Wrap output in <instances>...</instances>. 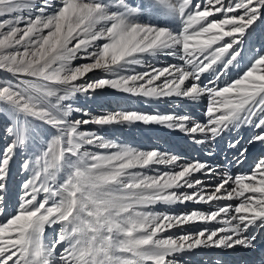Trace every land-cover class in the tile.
<instances>
[{"label": "snow or ice", "instance_id": "6c2138e0", "mask_svg": "<svg viewBox=\"0 0 264 264\" xmlns=\"http://www.w3.org/2000/svg\"><path fill=\"white\" fill-rule=\"evenodd\" d=\"M50 2L41 0L45 6ZM115 3L125 10L124 14H108L107 6L100 0H62L53 15L25 18L17 14L33 11L35 3L31 0H0V16H12L0 21V70L15 79L0 81V102L8 105L10 111L43 121L58 131L53 145L43 153L44 157L51 155L53 163L45 160L42 170H35L25 180L14 215H7L0 196V215L6 217L0 223V264H178L175 254L186 249L238 245L250 248L256 239L250 228L257 222L264 227V158L248 173L232 176L225 170L220 181L206 192L203 187L197 188L202 180L191 179L197 172L214 175L206 161L179 164L180 170L175 172L144 175L130 170L177 164L179 158L155 150L122 147L105 142L95 133L80 131L81 125L93 122H159L179 127L197 143H205L234 124L264 129V54L257 55L250 69L230 84L220 87L210 81V86L202 87L198 83L199 76L226 55L230 56L227 64L236 58L239 52L230 53V49L259 18L264 0H150L149 8L182 19L183 29L177 34L166 28L131 23L126 16L140 9L129 6L126 0ZM45 10L36 9L40 13ZM101 22L103 26L97 29ZM21 23L23 28L18 26ZM5 27L7 31H3ZM74 40L76 44L70 47ZM97 41L104 42L97 45ZM163 49L174 50L169 54L179 50L188 68L170 65L144 73L118 74V66L140 64L138 57L142 54ZM79 52L85 53L81 59L91 62L72 67ZM93 70H103L116 78L76 83ZM161 77L165 79L160 88L145 86ZM188 79L193 84L183 88ZM142 80L145 83H138ZM106 86L145 97L181 95L195 100L207 94V122L192 121L189 126V117L136 112H117L92 120L70 119L74 111L83 110L65 101L76 93ZM3 132L11 140L0 149V193L5 190L8 166L17 149L24 148L30 139L31 126L26 120H16ZM198 136L200 139H196ZM256 141L264 143V131L254 135L249 143ZM239 143L234 140L228 146L236 148ZM94 144L117 150L109 154L81 151L84 145ZM238 152L234 160L239 164L247 148L241 147ZM71 157L77 158L74 164ZM57 161H66L75 170L63 184L54 187L48 181H55ZM31 163V159L26 160L22 169L27 171ZM35 163L39 165V156ZM185 187L196 190H173ZM41 192L45 196L38 201ZM218 200L239 202L208 213L194 210L170 215L137 210L157 202ZM196 221H216L224 226L203 229L195 235L155 238L159 232ZM58 223L61 227L56 238L45 245V226ZM117 253H130L131 258Z\"/></svg>", "mask_w": 264, "mask_h": 264}, {"label": "rangeland", "instance_id": "374dc122", "mask_svg": "<svg viewBox=\"0 0 264 264\" xmlns=\"http://www.w3.org/2000/svg\"><path fill=\"white\" fill-rule=\"evenodd\" d=\"M35 3L33 11L29 12L25 10L17 15H23L25 18L31 16L43 15L45 17L53 15L56 13L57 9L61 7L62 0H51L48 6L41 3V0H31ZM100 2L107 6L108 14H124L125 10L115 3V0H100ZM194 2H200V0H194ZM126 3L133 7L139 8L140 10L131 16H126V19L131 23H137L141 25H150L159 28H166L169 31L177 34L183 29V21L178 15L171 14L174 18L173 21H168L165 16H162L155 11V9L149 8L148 0H126ZM41 7H45V11L40 13L36 11ZM158 14V15H157ZM215 18H220L219 16ZM12 19V16H0V21ZM104 22L97 25V29L102 27ZM165 25V26H164ZM23 28L25 25L21 23L18 25ZM7 31V27L3 29ZM228 38H226L227 40ZM77 41H73L70 47L74 46ZM104 41H97L96 44L100 45ZM93 49H89L92 51ZM168 50V51H165ZM174 50L163 49L157 50L154 53H145L138 58L141 61V65L128 64L124 66H118L117 72L119 75H132L138 73L149 72L154 68H165L170 65H180L188 68L184 65V61L181 59V53L179 50H175V54H169ZM232 51H238L239 54L230 64H227V60L230 59L229 55H226L224 59L217 62L209 70L205 71L199 76L200 86H210V81H215V83L223 87L227 84L234 82L236 79L241 78L247 70L250 69L254 59L257 55L264 54V9L260 10L259 18L249 27L245 34L240 37V42L234 44L230 53ZM85 55L84 52L77 53V58L72 61V67L79 66L81 64L90 63L88 59H81ZM190 70V69H189ZM115 76L104 72L103 70H93L86 74L85 77L76 81V83H86L97 81L100 79H115ZM164 77L153 83L160 88L163 85ZM221 79V80H220ZM15 79L10 73L5 70H0V81H7ZM138 83H145V81H138ZM193 84L191 79L185 81L183 88H188ZM150 87L152 85H145ZM147 97L141 94H133L123 92L122 90L114 89L112 87L106 86L101 89H96L95 91H89L88 93H76L69 100L65 101V104H70L74 108L82 109V112L74 111L71 114L70 119L72 120H92L95 117H102L109 114L117 112H136L143 115H153V116H164L171 115L176 117H189V126L191 122L195 121L200 124L207 122L206 109L209 104V97L207 94L201 95L198 99H190L181 95H171V96H160L151 97L153 100L146 101L145 104L140 102L145 101ZM54 102L55 98H51ZM139 101V102H138ZM84 113H88L85 115ZM16 120H26L31 126V136L24 148H18L16 155L13 157L11 163V171L9 174V188L8 192L10 198H3V202L6 206L7 213L10 210V215L15 214L16 209L20 203V197L23 192V184L25 180L29 179L35 170H42L44 166V161H48V157L42 156V152L48 150V146L51 142L53 145L54 140L58 135L57 129L53 128L51 125L35 119L33 117H25L22 114L14 113L9 110V106L0 102V149H3L8 143H10L11 138L4 135V128L12 124ZM119 123L118 129H115L116 134H113L109 130L111 126H115ZM242 127V128H241ZM231 128V129H230ZM241 128V129H240ZM245 128V130H244ZM123 129L131 130V141L129 143L120 144L114 139L118 137L119 132ZM145 129L146 135L140 136L138 139L134 140V137L141 134V131ZM80 131L92 132L106 140L107 137L113 139L112 143L122 146L131 147L139 151H158L162 154H167L168 156H176L179 158L177 164H154L146 168H135L130 171L140 172L144 175H158L164 172H175L179 171V164H187L193 161H206L214 169V175L207 176L202 173H195L191 179H199L203 181L202 185L197 186V188L203 187L206 192H210L212 188L220 181L221 175L227 170L232 176L238 174L248 173L255 166L260 158H264V143L256 142L249 152L245 153V157L241 163H236L234 157H237L239 153L238 149L241 147L249 148L252 143L249 141L254 135L259 134L264 129L257 128L251 124L248 126L244 124L230 125L227 130H225L221 135L217 136L214 140H208L205 143H197L196 140L179 129V127H169L167 123L159 122H144V121H123V122H113L110 124L99 125L96 123H88L80 126ZM111 134V135H109ZM129 135V136H130ZM133 139V140H132ZM200 139V137H196ZM239 140L240 143L237 148H229V143ZM262 145V146H261ZM261 149L256 151V148ZM87 148V149H86ZM102 148L98 145H84L81 151H88L90 153L100 152ZM231 153V151H233ZM115 151V150H114ZM208 153H211L209 155ZM231 153V154H230ZM234 155L233 157L231 155ZM40 157V163L37 165L35 163L36 157ZM248 158V159H247ZM16 159V161H15ZM31 159V165L29 169L23 170L22 165L26 160ZM76 157H71L73 164L76 162ZM247 159V163L243 164ZM52 156L50 163L52 164ZM57 167L54 169L55 175H57L58 183L65 182L69 175L74 172V167L68 164L66 161H57ZM9 168V166H8ZM247 168V169H246ZM44 180V175H41V181ZM52 186H56L55 181H48ZM178 192H193L196 189L181 188L173 189ZM1 196V193H0ZM6 196V193L2 194V197ZM45 194L41 192L38 196V201L43 200ZM239 201L237 200H218L212 201L210 203L203 202H176L172 204H167L164 202H157L152 205L138 207V211L153 212V213H167L170 215H180L184 213H190L194 210L208 213L215 211L218 207H222L228 204L235 205ZM51 204V201H49ZM10 209L8 210V208ZM8 213V214H9ZM5 216H0V223L5 220ZM221 219V218H218ZM253 225L250 228V233L256 236L253 246L250 248H245L243 246H236L233 248H216V247H203L195 249H186L183 252L175 254V260L178 264H264V251L258 252V249L264 246V227ZM57 227L45 226V231L42 237V242L47 245L52 239L56 238L57 233L61 227L60 224ZM224 225L217 223L216 221L211 222H191L186 223L182 228L173 227L164 232L157 233L159 239H164L169 236L179 237L185 234L195 235L197 232L203 229H217ZM45 235V236H44ZM137 236L138 233H136ZM118 255H123L131 258L130 253H117ZM150 264V262H148Z\"/></svg>", "mask_w": 264, "mask_h": 264}, {"label": "bare ground", "instance_id": "6f19581e", "mask_svg": "<svg viewBox=\"0 0 264 264\" xmlns=\"http://www.w3.org/2000/svg\"><path fill=\"white\" fill-rule=\"evenodd\" d=\"M148 2L150 3V0H148ZM157 13H159L160 12V14H159V16L160 15H162V16H165L166 18L165 19H167L168 21H173V17L171 16V14H168V13H164V12H161V11H157V10H155ZM158 15V14H157ZM165 26V25H164ZM165 51H168V50H165ZM137 65H141V63L140 64H137ZM121 66H124L123 64L121 65ZM221 80V79H220ZM150 87H157L154 83L152 84V86H150ZM150 101V100H153L154 101V99H152L151 97H147L146 98V100L145 101H142V102H140L141 104H145V102L146 101ZM139 102V101H138ZM16 114V113H15ZM246 126H248V125H246ZM118 127H120L119 126V123H117L115 126H111V127H109L110 129L109 130H111L112 132H113V134H116L117 132H115V129H118ZM242 128V127H241ZM240 128V129H241ZM231 129V128H230ZM244 130H245V128H244ZM146 133V131H145V129H143L142 131H141V134H138L137 136H135L134 137V140L135 139H138L140 136H142V135H146L145 134ZM131 130L130 129H123V130H121L120 132H119V135H118V137L116 136V138L114 139L115 141H117L118 143H120L121 145L122 144H127V143H129L130 141H131ZM109 135H111V134H109ZM117 135V134H116ZM130 135V136H129ZM112 136V135H111ZM112 140L113 139H111V138H109V137H107V139L106 140H104L105 142H111L112 143ZM113 140V141H114ZM133 140V139H132ZM114 141V142H115ZM257 142V141H256ZM256 142H254V143H252V145H251V147L249 146V148H248V150H247V152H246V155H247V153L249 152V150H251L252 149V146L256 143ZM259 142V141H258ZM115 144V143H114ZM120 144H118V145H120ZM261 144H263V143H261ZM51 145V142H50V144H49V146ZM48 146V147H49ZM262 146V145H261ZM261 146L259 147V148H256L255 150L256 151H258V150H260L261 149ZM237 148V147H236ZM87 149V148H86ZM117 150L116 148H108V149H105V148H102L101 150H100V152L98 151L96 154H109V153H111V152H115V151ZM234 152V150L233 151H231V153H233ZM43 153H44V151L42 152V156H44L43 155ZM230 153V154H231ZM237 153H239V152H236V154ZM236 154H233V155H231L232 157L234 156V155H236ZM245 155V156H246ZM263 157H264V155H263ZM48 162L50 163V159H51V155H49L48 156ZM248 159V158H247ZM247 159L244 161V163L243 164H245V163H247ZM15 161H16V159H15ZM11 163H13V161H11ZM11 163L9 164V168H8V173H7V176H6V180H5V190H4V192L3 193H6V196H4L3 198H7V201H8V198H10L9 197V195L11 194L10 192H8L9 190H8V188H9V174H10V171H11ZM146 168V167H145ZM144 169V168H143ZM247 169V168H246ZM57 175H55V183H56V186L55 187H58L59 185H61V184H63L64 182H61V183H58V181H56L57 179ZM3 193H1V196H2V194ZM10 209V207L8 208V210ZM6 212H7V209H6ZM9 212H10V210H9ZM8 212V213H9ZM7 213V215L9 216L10 215V213L8 214ZM1 217H2V215H0ZM59 224V223H58ZM58 224H56V225H58ZM56 225H53V227L55 228V227H57ZM183 226V225H182ZM182 226H177L178 228H182ZM138 235H142V233H138ZM45 236V235H44ZM156 238V237H155ZM52 240H54V239H52ZM264 251V246H262L261 248H259L258 249V252H263ZM139 264H145V262L144 261H139Z\"/></svg>", "mask_w": 264, "mask_h": 264}]
</instances>
